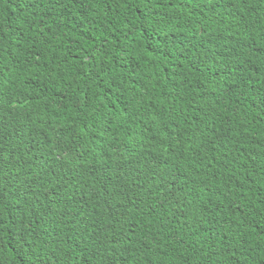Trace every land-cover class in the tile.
<instances>
[{"label":"trees","instance_id":"1","mask_svg":"<svg viewBox=\"0 0 264 264\" xmlns=\"http://www.w3.org/2000/svg\"><path fill=\"white\" fill-rule=\"evenodd\" d=\"M0 264H264V0H0Z\"/></svg>","mask_w":264,"mask_h":264}]
</instances>
